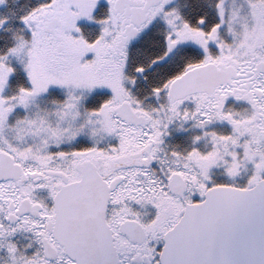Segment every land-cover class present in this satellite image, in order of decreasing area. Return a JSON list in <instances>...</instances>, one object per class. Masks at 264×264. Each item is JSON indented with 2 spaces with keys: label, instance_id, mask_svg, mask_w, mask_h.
Listing matches in <instances>:
<instances>
[{
  "label": "snow or ice",
  "instance_id": "1",
  "mask_svg": "<svg viewBox=\"0 0 264 264\" xmlns=\"http://www.w3.org/2000/svg\"><path fill=\"white\" fill-rule=\"evenodd\" d=\"M0 264H264V0H0Z\"/></svg>",
  "mask_w": 264,
  "mask_h": 264
}]
</instances>
